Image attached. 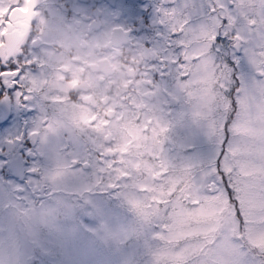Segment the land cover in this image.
<instances>
[{"label": "snow or ice", "instance_id": "6c2138e0", "mask_svg": "<svg viewBox=\"0 0 264 264\" xmlns=\"http://www.w3.org/2000/svg\"><path fill=\"white\" fill-rule=\"evenodd\" d=\"M17 11L27 9L5 7L0 0V47ZM67 11L64 6L61 14L67 17ZM71 16L111 24L146 52L163 44L166 51L150 65L152 84L163 86V94L176 96L177 103L183 97L199 113L194 131L179 145L188 162L190 187L179 201L175 197L167 201L145 236L149 249L155 246L173 259L152 258L149 264H264V164L255 179L239 166L248 148L240 129L253 124L257 105L264 112V27L257 35L256 18L241 15L237 0H202L199 7L195 0H76ZM260 23L264 25V9ZM24 63L22 69L19 60L0 59V176L18 198L38 171L29 128L35 110L21 83L33 62ZM209 75L216 81L213 91L218 96L211 108L204 109L198 103L204 91L199 81ZM7 76L12 77L10 83ZM193 79L195 90L187 87ZM247 93L252 99L243 107ZM21 120L23 130L7 131ZM261 136L264 139V132ZM198 137L211 146L210 154L194 152ZM8 145L19 146V151H10ZM247 159H253L251 153ZM178 215L196 220L199 227L185 232L178 226ZM9 246L0 242V252ZM0 264L6 261L0 259Z\"/></svg>", "mask_w": 264, "mask_h": 264}, {"label": "rangeland", "instance_id": "374dc122", "mask_svg": "<svg viewBox=\"0 0 264 264\" xmlns=\"http://www.w3.org/2000/svg\"><path fill=\"white\" fill-rule=\"evenodd\" d=\"M188 2L191 3L192 0ZM195 2L199 7L202 0ZM237 4L241 15L247 14L256 18L254 31L259 35L258 30L264 27L260 23L264 0H237ZM109 25L108 31L113 28ZM114 34L113 46L117 47L122 43L124 35L117 38L116 33ZM53 44L52 40L44 37L41 45L43 48L32 53L33 60H37L39 66L46 64L54 67L56 76L60 66L55 68V63H61L62 60L64 68L74 70L75 63L55 52ZM148 54L149 60H154L155 53L152 51ZM121 60V53L118 51L114 54V64L118 66ZM45 74L47 71L44 69H34L31 72L28 69L23 81L32 86H41ZM199 83L204 91L198 103L204 109H209L218 96V93L213 91L216 81L209 75ZM54 85L56 84L49 82L47 88ZM58 86L60 95L48 94L45 97L53 101V110L35 114L29 121L30 130L39 132L36 146L42 154L36 158L35 167L38 171L33 180L43 178L41 182L46 184V191H38L37 195L32 196L27 184L25 187L28 191L18 198L11 186L5 183L6 178L0 176V242L10 245L5 252H0V259H4L6 264H149L152 258L161 262L173 259L166 252L158 253L155 246L149 249L145 236L150 226L162 215L167 201L173 197L179 201L190 187L191 177L186 171L188 162L182 159L179 145L194 131L193 120L199 115L195 106H190L188 101L181 97L182 102L176 109L180 134L175 147L165 148L164 153L162 152L166 158L165 163L159 166L160 169L154 168L151 160H160L162 148L147 144L145 136L131 131V134L126 135L115 147L112 142L114 138L109 135V144L106 147L115 149L116 158L124 161V164L121 168L112 164L110 170H107V182L100 186L97 184L100 175L96 176L97 170L94 166L93 175L90 170L80 174L75 170H68L71 167L69 156L75 155L86 142L83 136V121L88 118L67 109L73 103L67 101L68 87L64 83ZM196 86L197 81L193 79L187 87L195 90ZM25 92L32 101L35 91L29 92L27 89ZM67 96L73 97L72 94ZM39 97L42 96L39 94ZM251 99V93H247L243 107H247V102ZM259 107L257 105L258 111L253 124H246L240 129L247 138L248 148L245 151V159L239 161V166L242 171L247 169L245 175L249 179H255L260 172V165L264 164V139L261 136L264 132V112L259 111ZM33 108L39 110L37 106ZM19 127L23 129L21 123ZM167 128L165 126L162 130ZM13 129L7 131L13 132ZM93 129L94 127H91V130ZM155 137L156 135H153V138ZM95 140L101 142L104 137L96 135ZM133 140L136 142L134 145L131 144ZM193 143L195 153H211V146L202 137L196 138ZM59 148L61 149L58 150ZM9 149L19 151L16 146ZM148 151L157 153H147ZM67 153H70L68 157ZM249 153L253 159H247ZM107 186L110 189L105 195L103 193ZM119 187L124 188V192H121ZM40 196L41 198H38ZM108 198L122 202L133 210V215L115 208L114 204L108 206ZM218 203L221 208L227 207L226 202ZM212 211L216 209L212 208ZM84 216L88 218V223L78 221ZM134 216L138 217L134 219ZM177 223L185 232L199 227L196 220L179 215Z\"/></svg>", "mask_w": 264, "mask_h": 264}, {"label": "flooded vegetation", "instance_id": "af4514ba", "mask_svg": "<svg viewBox=\"0 0 264 264\" xmlns=\"http://www.w3.org/2000/svg\"><path fill=\"white\" fill-rule=\"evenodd\" d=\"M75 2L76 0H28L25 4L24 0H2V5L5 7L8 5L15 7L23 5L27 11H17L15 13L13 25L8 30V36L3 38V46L0 47V59L5 61L9 60V58L13 61L19 60L22 69L25 68L24 62L31 59L33 63L29 68L30 72L34 69H44L47 71L41 86H38L36 83V86H32L24 81L21 82L24 91L27 89L29 92L35 91V97L32 101H29L32 108L35 106L39 107V110L34 108L35 114L40 115L42 112L53 110L55 106L53 101L45 99V97L48 94L50 96L60 95L59 92L61 91L58 85L64 83L68 87L67 94H72L73 96V103L67 109L86 116L88 119L83 121L85 126L83 128L91 130V126H89L90 122H92L90 125H93L94 122L98 123L100 121L95 119V115L101 112L99 105L106 103L102 101V98L107 93V90H110L112 84H121L124 93H126L135 79L136 83L143 84L137 93V104L142 105L143 98L153 99L155 104V110L151 112L148 119H142L137 132L142 136L147 132L151 137L153 135L158 136L159 139L165 137L166 142L170 145L169 147H175L180 134L179 119L176 112L180 103H177L176 96H165L163 94V86L157 88L152 84L153 70L150 68V65L166 51L164 45H157L153 51L155 53L154 60L151 61L149 60L148 52L134 47L125 36L122 38V43L115 47L113 46L114 33H116L118 38L122 34L114 28L108 31L110 28L109 24L94 23L87 18L73 19L71 11L72 5ZM64 6L68 10L67 17L61 14ZM34 8L35 12H33ZM30 21H34L31 28L29 27ZM44 37L53 41L55 52H59L63 58L68 57L75 63L74 70L64 68L62 60L61 63H55V68L60 66V69H57L56 76L54 74V67L46 64L39 66L38 61L33 60L32 53L38 51L39 48H43L41 45H43ZM118 51L121 53L122 60L116 66L113 59L114 54ZM109 54L111 55L109 56ZM117 73H120V75H117ZM4 79L10 83L12 77L7 76ZM49 82L56 85L50 86L48 89L47 83ZM170 83L171 81H169ZM39 94L42 97H39ZM106 114L111 117L114 115L111 112H106ZM21 125L23 126L22 120ZM165 126L168 128L163 131L162 129ZM17 127L19 125H14L10 129L14 128V133ZM114 127L112 122L109 123V129ZM19 128L23 130L21 127ZM129 130L123 131L122 140H124L126 135L131 134ZM32 132L34 151L37 156H40L42 154L37 150L36 146L39 132ZM111 136L114 138L113 135ZM8 146L10 148L12 145ZM105 148L107 147L102 146L99 149ZM95 151L94 146V149L91 150L94 157ZM122 152L126 153L125 150H122ZM106 153L108 158L107 160H103L100 166L102 169L100 176L98 173L99 181H103L102 184L100 183V186L107 182V170H110L112 164H117L119 168L123 167L124 164V161L116 158L115 149H107ZM127 158L128 156L126 155L125 159ZM156 169H159V167ZM42 179L39 177L29 183L32 196L37 195L38 191H46L47 186L46 184H42ZM119 188L121 192H124V188ZM109 189L110 187L107 186L103 194L106 195ZM38 198H41V196ZM112 199L108 198V206L113 205L110 203L116 205V199H113V201Z\"/></svg>", "mask_w": 264, "mask_h": 264}, {"label": "trees", "instance_id": "16d2710c", "mask_svg": "<svg viewBox=\"0 0 264 264\" xmlns=\"http://www.w3.org/2000/svg\"><path fill=\"white\" fill-rule=\"evenodd\" d=\"M143 86L141 83H136V80L134 79L131 83L129 89L126 93H124V90L121 87V84L113 83L110 90H107V93L102 98V101L106 102L104 104H100L99 107L101 108V112L96 113L95 119L100 120L98 123L94 122V125H90L92 122H90L89 126L94 127L93 130H86L83 132V136L86 139V142H84L83 147L74 155L69 156L70 153H67L66 156H69L70 159V169L69 171L75 170L78 174L90 170V173L93 175L94 169L96 171V176L101 174L100 171L101 165L103 160H107V149H113V148H105V149H99L102 146L108 145V137L109 135L114 136V146H118L120 142L122 141L123 137V131L130 129L129 131H137L139 128L140 123L142 122L143 118H149L151 115V112L155 110V104L153 99L149 98H143V104L138 105L137 104V93L140 89V87ZM124 93V94H123ZM67 96V95H66ZM73 97L67 96V101H72ZM106 112L113 113V117L108 116ZM111 117V118H110ZM23 121V120H22ZM114 124V128L109 129V123ZM30 125V122H29ZM136 128V129H132ZM103 136L104 140L101 142H97L95 140V136ZM145 141L147 144L151 143L154 144L157 147H161L160 150V160L156 158L155 160H151V162L154 163V168H158L159 166H162L165 163V154L164 149L168 148L170 145L166 142L165 137L162 139H159L158 136L153 138L149 136V133H144ZM87 137V138H86ZM34 142V139L32 140ZM135 140L131 144H135ZM95 146V157L93 156L91 150L94 149ZM114 147V148H115ZM171 148V147H169ZM59 148L58 150H60ZM57 150V151H58ZM131 152V150H130ZM154 152L157 153V151H148L147 153ZM163 152V153H162ZM36 155V153H35ZM37 156V155H36ZM136 156V155H135ZM134 157V156H130ZM37 158V157H36ZM95 168H94V167ZM69 168V167H68ZM160 169V168H159ZM103 179V177H101ZM99 184L103 183V181H97ZM97 183V184H98ZM91 189H89V192ZM73 200V199H72ZM74 201V200H73ZM116 205L114 203L115 208L120 209L124 213L133 215V210L128 208L126 205H124L122 202L116 200ZM60 206V203H58ZM75 204L73 202L72 207H74ZM87 212H89L88 209H86ZM138 216H134V219H136ZM78 221H85L88 223V218L84 216L81 220Z\"/></svg>", "mask_w": 264, "mask_h": 264}]
</instances>
